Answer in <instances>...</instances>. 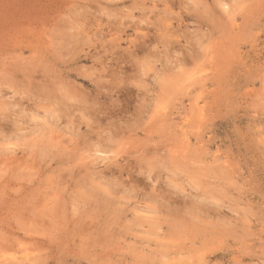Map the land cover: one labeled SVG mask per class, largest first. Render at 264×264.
I'll list each match as a JSON object with an SVG mask.
<instances>
[{
    "label": "rangeland",
    "instance_id": "rangeland-1",
    "mask_svg": "<svg viewBox=\"0 0 264 264\" xmlns=\"http://www.w3.org/2000/svg\"><path fill=\"white\" fill-rule=\"evenodd\" d=\"M0 264H264V0H0Z\"/></svg>",
    "mask_w": 264,
    "mask_h": 264
}]
</instances>
